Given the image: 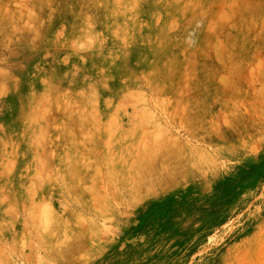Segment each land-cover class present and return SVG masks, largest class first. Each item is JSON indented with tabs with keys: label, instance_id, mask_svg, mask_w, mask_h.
I'll list each match as a JSON object with an SVG mask.
<instances>
[{
	"label": "rangeland",
	"instance_id": "1",
	"mask_svg": "<svg viewBox=\"0 0 264 264\" xmlns=\"http://www.w3.org/2000/svg\"><path fill=\"white\" fill-rule=\"evenodd\" d=\"M120 1L0 0V264H264V0Z\"/></svg>",
	"mask_w": 264,
	"mask_h": 264
},
{
	"label": "bare ground",
	"instance_id": "2",
	"mask_svg": "<svg viewBox=\"0 0 264 264\" xmlns=\"http://www.w3.org/2000/svg\"><path fill=\"white\" fill-rule=\"evenodd\" d=\"M108 1H109V0H108ZM119 1H120V0H119ZM122 1H123V0H121L119 3L121 4ZM107 3H108V2H107ZM120 4L117 5V6H118V7H119V6H122V7H123V6H124V1H123V4H121V5H120ZM156 133H157V131H156ZM168 139H169V138H168ZM158 143H159V142H158Z\"/></svg>",
	"mask_w": 264,
	"mask_h": 264
}]
</instances>
